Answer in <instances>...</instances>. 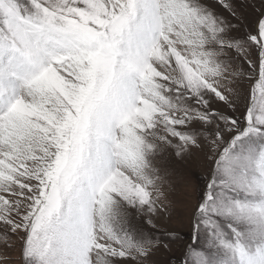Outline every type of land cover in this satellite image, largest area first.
<instances>
[{
  "label": "snow or ice",
  "instance_id": "6c2138e0",
  "mask_svg": "<svg viewBox=\"0 0 264 264\" xmlns=\"http://www.w3.org/2000/svg\"><path fill=\"white\" fill-rule=\"evenodd\" d=\"M173 246L168 264H264V0H0V247Z\"/></svg>",
  "mask_w": 264,
  "mask_h": 264
},
{
  "label": "rangeland",
  "instance_id": "374dc122",
  "mask_svg": "<svg viewBox=\"0 0 264 264\" xmlns=\"http://www.w3.org/2000/svg\"><path fill=\"white\" fill-rule=\"evenodd\" d=\"M205 174V163L202 156L194 155L187 164L185 175L177 183V195L180 199L187 198L185 193H190L191 200L194 202L196 198V178ZM179 207V206H178ZM171 226L179 227L177 221L173 219ZM169 226V222L164 220L160 227ZM186 231L187 229H183ZM176 252V247L173 246L171 251L161 249L153 256V264H168L169 257ZM7 257V259H5ZM0 264H19V254L17 250H5L0 247Z\"/></svg>",
  "mask_w": 264,
  "mask_h": 264
}]
</instances>
